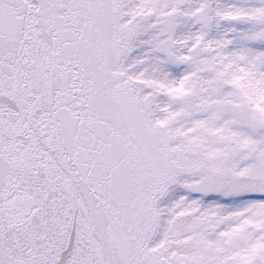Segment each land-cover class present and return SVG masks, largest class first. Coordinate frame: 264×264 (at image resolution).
<instances>
[{
	"label": "snow or ice",
	"instance_id": "obj_1",
	"mask_svg": "<svg viewBox=\"0 0 264 264\" xmlns=\"http://www.w3.org/2000/svg\"><path fill=\"white\" fill-rule=\"evenodd\" d=\"M0 264H264V0H0Z\"/></svg>",
	"mask_w": 264,
	"mask_h": 264
}]
</instances>
